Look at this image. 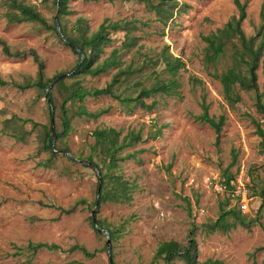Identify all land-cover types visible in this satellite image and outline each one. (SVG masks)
<instances>
[{"label": "rangeland", "instance_id": "1", "mask_svg": "<svg viewBox=\"0 0 264 264\" xmlns=\"http://www.w3.org/2000/svg\"><path fill=\"white\" fill-rule=\"evenodd\" d=\"M17 1L32 5L48 25L53 23V0ZM175 1L174 14L162 26L140 0H67L66 13L62 15L67 28L76 20H86L91 32L105 19L118 21L136 37V46L158 54L166 50L184 64L178 71L176 94L143 97L142 105L129 104L128 113L124 111L127 107L107 95L73 103V108L82 105L90 112L105 110L96 119L72 115L63 140L74 161L56 152L49 167L36 166L48 156L39 149L41 125L46 126L49 121L46 101L34 88L0 86V264H27L26 258L29 264H108L105 234L95 233L91 211L100 227H108L114 234L109 244L112 264H162L161 259L154 258L157 244L174 240L183 245L190 235L196 244L198 262L211 258L223 264H264V231L257 224L248 229L235 225L227 233H208L202 227L218 216L220 208L232 206L225 192L218 189L225 175L246 187L247 210L238 209L247 217L255 215L264 199V193L260 195V188L264 187V151L254 122L263 128L264 124L254 109L252 94L237 90L239 98L230 104L214 77L230 64L231 45L226 46L224 55L214 65L204 62L206 44L201 36L236 15V8L232 0ZM239 2L245 4L240 27L245 36H252L261 24V0ZM9 11L0 0V39L12 51L34 49L43 63L44 76L63 73V82L67 84L71 80L67 72L76 55L50 28L32 21L8 22L5 14ZM261 30L264 33V24ZM124 33L119 29L109 32L112 42L102 57L112 48H119ZM136 46L130 50L119 48L120 58L128 63ZM138 60L134 57V62ZM113 72L109 69L97 76L85 75L82 85L103 87ZM255 72L258 89L262 90L264 51ZM34 73L35 64L29 55L5 57L0 51L1 77L20 81L22 76L29 79ZM137 79L143 85L148 83V79ZM229 80L237 86L232 77ZM133 82L119 85L116 92L133 96ZM51 87L57 106L64 89L54 87V83ZM201 102L209 116H224L217 139L209 125L195 119L201 113ZM56 114L57 108V123ZM31 121L37 125L33 127ZM94 128L98 130V139L106 145L104 158L122 156L115 172L131 188L128 202L105 201L97 208L92 205L96 197V170L86 166L83 157L88 152L87 144L92 143L90 132ZM157 130L158 135L151 137ZM11 131L24 140L9 136ZM129 131L138 132L140 140L118 150L117 142ZM39 202L62 208L73 206V211L58 214L56 209ZM260 221L264 224V205ZM27 242L55 243L64 251L41 249L29 256L24 248ZM74 243L94 255L86 258L79 251H67ZM172 264L183 263L175 259Z\"/></svg>", "mask_w": 264, "mask_h": 264}, {"label": "trees", "instance_id": "2", "mask_svg": "<svg viewBox=\"0 0 264 264\" xmlns=\"http://www.w3.org/2000/svg\"><path fill=\"white\" fill-rule=\"evenodd\" d=\"M2 1L5 6L11 10L5 14L8 22L32 21L46 28H50L55 31L59 39L63 40L62 43L69 47L71 52L76 55L73 67L67 72L69 74L68 77L71 78L67 84L63 82V73L56 74L60 75V77L54 82V87L63 86L64 89V96L56 106L51 95L52 87L47 90L44 95L45 87L56 75L49 78L44 76L43 63L34 49L29 48L23 52L17 50L12 51L9 46L0 39V51L5 57H21L26 54L30 56L35 64V73L33 77L26 79L22 76L20 81H16L10 77L5 79L0 76V86L11 85L19 90L34 88L46 101L49 121L46 126L41 125L39 132L41 135L39 139V149L45 150L48 156L44 160H39L36 166L49 167L51 165L50 161L56 157V152L69 153V148L63 140V137L70 129V119L72 115L96 119L105 111L102 109L90 112L82 105L73 108V103L82 102L87 97L107 95L114 98L119 104L127 107L124 111L128 113L131 111L129 104L132 103L134 105L135 103L142 105L143 97L154 96L155 94L171 96L177 93L178 71L184 65L181 59L172 56L166 50L158 54V52L155 53L149 49L142 48L141 45L136 46V37L130 35L126 28H122L118 21L110 22L105 19L91 32L88 31L86 20H76L67 28L62 20V15L66 13L67 0H53L55 15L53 23L48 25L35 11L32 5L23 4L17 0ZM82 1L96 2L99 0ZM140 1L144 3L148 10L153 12L162 26L171 19L177 4L175 0ZM232 3L236 8V15L230 16L221 27L215 29L213 32L201 36V39L206 44L204 62L211 66L214 65V63L224 55L226 46L231 45L230 64L219 74H214V77L219 81L224 99L230 104L238 100L237 90L251 93L254 109L260 115L262 123L264 124V103L262 101V97L264 96V81L262 90H259L256 83L257 75L255 72L261 53L264 51V33L261 30L264 24V0H261L258 13L261 24L252 36H245L240 27L242 20L245 18V4L239 2V0H232ZM55 22L58 25L60 34L56 30ZM118 29L125 31L124 38L120 42L119 48L130 50L132 47L136 46L133 51V58L128 63L120 58L121 52H119V48L116 47L112 48L107 56L102 57L106 46L112 42L109 32ZM134 57L140 60L134 62ZM109 69H114V72L103 87L86 88L82 85L83 76H97L106 73ZM146 69H148V72H145ZM228 76L234 79L237 86L230 83ZM138 77L145 81L148 79L147 85H143L141 81L137 79ZM131 81H134L132 84V91H135V94L133 96L121 95L116 92L119 85ZM153 101L154 100H152V102ZM152 102L146 106L147 109L151 107ZM200 107L201 113L195 116V119L209 125L215 132L217 139L224 121V116L221 114L216 118L209 116L204 102L200 103ZM56 108L58 109V115L56 114L57 123L55 118ZM50 122H52L54 133L53 144L51 143ZM31 123L33 127L37 125L32 121ZM254 123L255 132L260 138V145L264 151V128L261 127L258 122ZM57 124L59 125V130H57ZM158 133L159 130L155 131L151 137L158 135ZM8 135L17 141L24 140L23 136L15 131L8 132ZM90 135L92 137V143L87 144L88 152L83 157V160L86 161V166L90 167V165H92L96 169L95 196L98 194V197L96 202L95 200L92 202V205H95V208H97L99 203L105 201L116 203L128 202L131 197V188L128 183L121 179L120 175L115 172L117 167L116 163L118 160L122 159V156L105 159L103 153L104 149H106V145L103 141L98 139L97 128L91 130ZM139 140L140 136L138 132L129 131L117 142V149L120 150L124 147L131 146ZM64 157L69 161H74L69 155H64ZM102 168H104L103 171ZM229 179H231L230 175H225V179H223L227 187H229ZM260 190V195H263L264 187L260 188ZM83 201L84 200H79V202ZM227 201H229L228 197ZM39 204L44 207L56 209L58 214H69L73 211V206L62 208L53 203L39 202ZM263 205L264 199L262 198L253 217H247L245 214L241 213L236 204H232V206L227 209L220 208L218 216L214 220L202 224V227L208 233L215 231L227 233L230 229L234 228L235 225L248 229L255 223L264 231V224L260 221L261 207ZM31 219L38 220L37 217H32ZM95 221L97 227L101 228L99 222L97 220ZM102 229L107 231L110 244V240L114 239L113 232L108 227ZM94 231L96 234H99L95 228ZM189 231L192 233L191 229ZM24 248L29 253V256H32L36 251L41 249L47 251L61 250L55 243L47 242H27ZM66 250L79 251L81 255L86 258L94 255L93 251H88L83 246L75 243ZM196 251L195 241L190 235L183 245L174 240L160 241L156 246L154 258L161 259L163 262L162 264H172V261L175 259L181 261L183 264H223L220 260L211 258H206L198 262L196 260ZM25 263H30L29 258H26Z\"/></svg>", "mask_w": 264, "mask_h": 264}, {"label": "built area", "instance_id": "3", "mask_svg": "<svg viewBox=\"0 0 264 264\" xmlns=\"http://www.w3.org/2000/svg\"><path fill=\"white\" fill-rule=\"evenodd\" d=\"M218 189L225 192L229 201L232 204H236L241 211L247 210V189L241 182L237 180L235 183H233L231 180H229V187H227V185L224 183V180H222L218 184Z\"/></svg>", "mask_w": 264, "mask_h": 264}, {"label": "water", "instance_id": "4", "mask_svg": "<svg viewBox=\"0 0 264 264\" xmlns=\"http://www.w3.org/2000/svg\"><path fill=\"white\" fill-rule=\"evenodd\" d=\"M55 27H56V30L59 32L60 34V31L58 29V25L57 23L55 22ZM60 75H56L55 78L53 80H51L47 86L45 87V92H44V95L46 93V91L50 88V86L57 80L59 79ZM50 134H51V143L53 144V141H54V133H53V129H52V122H50ZM64 154L68 155V153L64 152ZM90 165V164H89ZM94 170H96L94 168V166L90 165ZM99 185V183H98ZM98 190V189H97ZM98 193V191H97ZM97 197H98V194H96V197H95V202L97 200ZM95 207V205H94ZM90 219H91V224L92 226L98 231V232H102L105 234V252H106V256L108 258V264H112L111 262V258H110V252H109V238H108V234H107V231L105 229H102V228H99L97 227L96 225V222H95V218H94V213L93 211L90 212Z\"/></svg>", "mask_w": 264, "mask_h": 264}]
</instances>
